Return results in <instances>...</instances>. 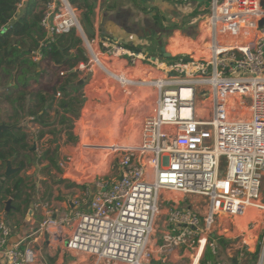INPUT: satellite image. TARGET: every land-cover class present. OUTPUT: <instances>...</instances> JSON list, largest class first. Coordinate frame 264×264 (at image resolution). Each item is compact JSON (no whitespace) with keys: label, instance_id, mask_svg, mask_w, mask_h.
Returning a JSON list of instances; mask_svg holds the SVG:
<instances>
[{"label":"built area","instance_id":"obj_1","mask_svg":"<svg viewBox=\"0 0 264 264\" xmlns=\"http://www.w3.org/2000/svg\"><path fill=\"white\" fill-rule=\"evenodd\" d=\"M27 1L19 0L18 8ZM166 1L208 10L209 58L185 54L187 58L174 65L180 67L181 78L169 75L168 68L163 77L126 76L125 85L149 92L140 103L138 143L111 148L118 177L110 180L107 172L98 176L93 169L100 160L89 150L102 145L81 142L80 136L62 164L64 178L83 187L71 200V213L57 214L47 204L44 220L32 232L73 256L93 258V264H156L152 241L161 205L166 203L169 231L161 248L183 247L187 253L183 264H230L207 256L216 255L218 244L229 238L243 241L246 230L231 235L233 220L247 217L254 208L263 211L264 222V0ZM40 25L50 41L75 29L91 60L108 73L99 56L111 64L125 61L124 69L135 66L149 74L161 60L104 38L98 28L89 36L70 0H47ZM42 57L40 48L31 51L34 61ZM138 65H147L149 71ZM55 95L62 97L59 90ZM35 147L42 155L36 141ZM144 154L147 163L140 169L137 160ZM167 191L172 194L165 195ZM196 197L204 200L203 211L192 200ZM188 201L192 204L182 205ZM10 236V226L0 219L3 263L38 264L34 247L11 246ZM255 264H264V251Z\"/></svg>","mask_w":264,"mask_h":264},{"label":"rangeland","instance_id":"obj_2","mask_svg":"<svg viewBox=\"0 0 264 264\" xmlns=\"http://www.w3.org/2000/svg\"><path fill=\"white\" fill-rule=\"evenodd\" d=\"M125 1L126 0H122V3ZM90 2L92 5L91 7L89 6L88 9L80 7L79 5L76 7L81 15L85 14L87 17L88 14L90 16L91 23H89L91 26L92 22H94V20L98 17L99 31H101V29L104 27V24L114 22L110 18L111 12L115 15H118L122 14L123 10H125L123 7H118V10H112V8H115L117 5L114 3L115 0H90ZM117 3L119 4L120 2L117 1ZM163 3V5L158 4L152 0L151 3H146L144 1L139 3L140 5L138 4V9L144 8L142 6H145L147 12L141 15L137 21H140V24L143 23L144 25L150 23L153 27L148 29L146 28L149 36H147L143 43L138 42L133 46L139 48L140 50L144 49L148 53L154 54L161 59L160 62H158L157 67H153V72L150 74L144 72L140 73L139 70L137 71L135 69V66L128 67V70H126L123 68L126 64L125 61L120 63L117 62V60H114L115 62L111 64L109 63L108 58L101 56V58H103V62H105L109 70L112 68V72L125 77L129 76V78L136 76L135 74H137V77L141 78H157L166 76L167 72L164 68H168L169 75L175 78H181L183 75L180 67L174 65L178 63V60L186 59L187 57L185 54H193L198 60L202 58H209V39L211 30L208 19V10L195 5L194 3L186 5H180L169 1H163ZM136 13L139 15L138 12ZM122 15H124V13ZM134 18L133 21H135ZM138 23L139 22H137V24ZM128 29H131V27ZM101 35L103 37L105 36L104 33ZM109 39H112L111 36ZM83 47L85 48L86 55L88 56V62H81L77 67V69L83 71V74L79 75L77 81L79 82V80H84L83 87L80 90V99L82 102L78 107V112H82L85 115H83V119H81L79 124L75 123L78 117L74 119L72 132L76 139L73 141L68 140V137L65 133H62L60 136L56 137L57 141L55 142L54 140V144L51 145L50 148V155L54 154L57 159L56 165L52 164L47 159L35 161L36 163H39V166L42 163L45 164L41 167L39 172L41 175L40 180L43 186V195L41 199L43 203L49 201L50 207L58 214L71 213V209L68 206V201L73 200V198L77 196L83 188L72 181L66 180L63 176L62 164L68 148L79 143L81 137V142H93L101 144L102 147L89 150L92 153V157L96 155L100 160L98 164L94 166L93 170L97 171L99 174L98 176H101L100 173L102 174L103 172H107L108 175L105 174V177L110 180L118 177L115 152L111 148V150H108L105 146L107 144L113 145L114 143L120 145H136L138 143L140 138V125L142 118L140 116V108L142 109L143 105L140 103L144 95L149 92V89H146L145 87H132L121 84L119 80H116L108 73H105L95 61L91 60V56L84 43ZM163 48H165V50H163ZM165 52H167L170 56H165ZM147 56L153 57L152 55ZM93 66H95L94 70L97 72L96 74L99 77L97 79L95 78V83H91L93 87H90L89 92L86 93L85 85L88 84L89 81L94 77V71L91 69ZM138 66H140L141 69L149 71V67L147 65L143 66L144 68L141 65ZM43 68L45 70V74L41 79V84L47 90H50L51 88L53 89L57 86L58 75H60V73L57 74L51 63L47 61L43 63ZM0 75V79L2 78L0 83V90H2L0 91L1 93L4 91L2 89L3 85H7L9 83V79L2 75L1 72ZM103 78H105V80H103ZM60 98L61 97H59V99ZM206 102L208 103V101ZM1 106L4 107L3 104ZM59 116L60 115H56L57 118ZM40 149L42 152L45 151L43 147ZM34 151H36V149ZM143 157H145V154L141 155V157H138L137 161L139 168L141 166H145V163H147V160H143ZM225 163L226 162L223 160V169L225 168ZM29 167L33 172L32 166ZM165 193V195L172 194L170 191ZM174 195L177 197H182V194L178 192H174ZM59 200L65 201L66 204L60 207V205L56 203V201ZM193 200H197L199 210L203 211L201 205L204 204V200L198 197L194 198ZM190 204H192V202L188 201L185 202V204L182 202V205ZM168 209L169 204L166 203L161 205V212L156 220L155 231L153 235V245L155 246H161L163 244V236L166 229L169 228L166 223ZM257 212L259 213L256 217L247 220V224L251 230L249 235H245L243 237V240L247 242L248 245H246V248L244 247L245 249L241 251L243 252V257L240 256V254L238 255V257H242L243 259H249V262L252 260V258L251 255H246V252L250 251L249 248L251 246H253L255 250L260 248V254L264 251V222L262 221L263 211ZM217 254L218 252L215 256L218 257ZM46 255L48 257L47 259L49 264H53L55 257H51L48 254ZM64 255L66 256V264L95 263V260L88 256H73L68 252H65ZM219 255L222 256V258L227 259V257L224 255V252L222 251L219 252ZM218 259L221 258L218 257ZM117 264L125 263L119 262Z\"/></svg>","mask_w":264,"mask_h":264},{"label":"trees","instance_id":"obj_3","mask_svg":"<svg viewBox=\"0 0 264 264\" xmlns=\"http://www.w3.org/2000/svg\"><path fill=\"white\" fill-rule=\"evenodd\" d=\"M46 1L28 0L18 8L19 0H0V29L5 27V30L0 32V72L15 82L11 87L3 85L5 90L0 93V124L10 126L0 130V194L3 195L1 201L9 197L12 200L20 199V204L25 205L24 210H21L23 214L32 202L31 194L25 192L29 176H19L18 173L6 176L7 160L13 159V164L19 167V172L33 166L36 160L47 159L52 164H57L55 155H50V149L38 157L37 152L31 150L24 119L27 116L35 117L41 125L38 139L48 136L44 144L49 146L53 145L54 139L62 133H65L70 141L76 139L72 129L74 119L79 115L78 107L82 102L80 90L83 87V84H78L77 81V67L81 62H88L82 38L75 29L56 35L53 41L46 38L40 25ZM70 1L73 5L85 9L92 5L90 0ZM87 19L90 22L88 14ZM125 46L134 52H141L139 48ZM38 48L43 57L40 61H34L31 51ZM46 61L54 64L57 74L64 71V75H58L56 86L62 93L60 99L52 89L47 90L41 84L45 74L43 63ZM2 104H7L8 107L4 108ZM56 115L60 116L57 118ZM8 184L11 186L2 190ZM259 251L260 248H257L252 254V260L257 259Z\"/></svg>","mask_w":264,"mask_h":264},{"label":"crops","instance_id":"obj_4","mask_svg":"<svg viewBox=\"0 0 264 264\" xmlns=\"http://www.w3.org/2000/svg\"><path fill=\"white\" fill-rule=\"evenodd\" d=\"M117 1L120 3L118 4ZM144 1L146 3L152 2V0H126L124 3H122V0H115L114 3H115V5L116 4L117 5L115 6V8H112V10H115V9L118 10L117 9L118 7L119 8L123 7L125 9V10H123L124 15H122L123 13L118 14V15H115L112 12L110 13V18L114 22L104 24V27L101 29L102 33H104V35H105L104 37L109 39L111 36L112 39H109V40H112L115 42L117 41V42H120L124 45H129V46H133V45H135V43H138V42L143 43L144 40L147 38V36H149V34L147 33V29L153 27V26H151L150 23L144 25L143 23L140 24V21H137V20H139V17L141 15H143L147 12L145 6H142L144 8L138 9V7L140 5L139 3L144 2ZM163 1H166V0H154L155 3L162 4V5L164 4ZM142 4H144V3H142ZM136 12H138L139 15ZM133 18L135 21H133ZM137 22H139V23L137 24ZM98 24H99V20L97 17L94 20V22H92L93 29L94 28L99 29ZM129 27H131V29H128ZM101 31H99L100 35L102 34ZM161 50H162V48H161ZM141 53L144 55H152L155 58H159L154 54L148 53L144 49L141 50ZM47 62L51 63V65L54 67V64L52 62H50V61H47ZM91 69L94 71V77L89 81L88 84L85 85V92L86 93L89 92L90 87H93V85H91V83H93V82L95 83V78L97 79L99 77L96 74L97 72L94 70L95 66H93ZM126 70H128V69H126ZM104 72L108 73L106 71H104ZM82 74H83V71H82ZM82 74H79V75H82ZM1 80L2 79H0V83H1ZM103 80H105V78H103ZM14 83H15L14 80L11 79V80H9V83L6 86L11 87L14 85ZM2 89L5 90L4 86ZM0 91H2V90H0ZM52 91L54 93L53 89H52ZM3 105H4V108L8 107L7 104H3ZM0 114L2 115V112ZM79 114L80 115H79L78 120L80 122L81 119H83V115H85V114H83L82 112H80ZM2 124H5V123H2ZM24 124L27 128V131L29 134V143L31 144L32 148H33V146H35V141H36V144H38V146L40 148L43 147L45 150L51 148V145L49 146L47 144H44V142H45L46 138H48V136H46L45 139H41V140L38 139V134H39L38 131L41 130V125L36 120L30 121L28 116H27L26 119H24ZM5 125H7V124H5ZM54 140H57V139L55 138ZM32 148H31V150H32ZM35 149H36V147H35ZM32 151L34 152V150H32ZM32 156L34 157V154H32ZM37 157H38V155H37ZM12 160L13 159H9V160H7V162L10 161L12 164V167L14 169H18L16 172H14L12 174L18 173L19 176H29L28 186H27V188H25V192L27 194H31L32 202H31L29 208L27 209V211L25 212V214H23L21 212V210H24L25 205L20 204L21 203L20 199L12 200V198L9 197V199H4L1 201V199L3 198V195L0 194V219H5L8 223V225L10 226V229H11V236L9 238V245L12 246L15 244H20L21 246H27V245L33 246L35 249V252L37 254V259L39 261L38 264H49V261L47 259L48 257L46 254H48L51 257L52 256L55 257L53 264H66V262H65L66 256L64 255V253L66 251L62 247H59V248L52 247V246L47 244L46 240L39 233L32 234V232L35 231L36 228H38L40 226V224L42 223V221L45 218V215H44L45 205H47V204L50 205L49 201L43 203V201L41 199V197L43 195L42 194L43 193L42 192L43 186H42V183L40 180L41 175L39 174V172L41 170V167L45 164L42 163L39 166L38 162L37 163L34 162V164L32 166L33 172H32L30 167H27L28 169L26 168V169L19 172V167H17L15 164H13ZM5 172H6V170H5ZM12 174H10V175H12ZM5 175H6V173H5ZM10 175H8V176H10ZM9 183H12V182H9ZM10 186H11L10 184L5 185L2 188V190L4 188H8ZM24 196H26V195H24ZM193 199L194 198H192V200ZM8 201L11 202L9 207L7 205ZM193 201H195V200H193ZM56 203L58 205H60V207H62L63 205L66 204L65 201H61V200L56 201ZM68 206L72 210L71 200L68 201ZM18 207H20L21 209L17 210ZM257 211H259V210L254 209V208L250 209L247 217L234 219L233 221L235 222L236 225L233 226V229H232L233 232L231 235H234V232H236L237 230H239V231H245L246 230L245 235H249L251 229L247 224V222H248L247 220L250 218L256 217L259 213ZM9 212H11L10 215L8 214ZM167 231H169V228L166 229L165 232H167ZM233 239L229 238L226 240V243L224 242V243L218 244V247H217L218 257L221 259L227 260L230 264H246V261H247V264H255L259 258L260 251H259L257 259L251 260L249 262V259L247 260L246 258L245 259L242 258L243 252H241L243 249L246 248L245 246L248 245L247 242H245L244 240H243L244 241L243 242L242 240H233ZM152 243H153V241H152ZM229 245L231 247H229ZM161 246L153 245V247H154L153 258H154V261L156 264H183V257H187V253L184 251L183 247H181V248L176 247L174 250H170V251L167 250L166 251L165 249L161 248ZM249 250H250L249 252H246V255H248V256L251 255V258H252V254L255 253L257 249L255 250L254 247L251 246L249 248ZM220 251L224 252V255L227 257V259L222 258V256L219 255ZM235 253L237 254V256ZM234 254H235V256H234ZM239 254L242 257H238ZM213 256L215 257V259H218V257L215 255H212L211 252L208 254L207 257H213ZM0 264H4L3 259L1 257H0Z\"/></svg>","mask_w":264,"mask_h":264},{"label":"water","instance_id":"obj_5","mask_svg":"<svg viewBox=\"0 0 264 264\" xmlns=\"http://www.w3.org/2000/svg\"><path fill=\"white\" fill-rule=\"evenodd\" d=\"M81 21H82V24H83V26H84V28H85L87 34H88L89 36H91V37L94 36V35H95V30H94L93 27L90 25V23H89V21H88V19H87V17H86L85 14H82V15H81ZM163 50H165V48H163ZM164 54H165V56H170L167 52H165ZM77 72H78L79 74H82V70L77 69ZM83 83H84V80H79V82H78V84H83ZM53 90H54V94H55L56 91H57V87H54ZM6 128H9V126H7V125H5V124H0V130H1V129H6ZM55 141H57V140H55ZM32 150H35V146H33ZM17 170H18V169H14V168L12 167V164H11L10 161L7 162V168H6V172H5L7 176L10 175V174H12V173H14V172H16ZM10 204H11V202L8 201V202H7L8 207L10 206Z\"/></svg>","mask_w":264,"mask_h":264},{"label":"bare ground","instance_id":"obj_6","mask_svg":"<svg viewBox=\"0 0 264 264\" xmlns=\"http://www.w3.org/2000/svg\"><path fill=\"white\" fill-rule=\"evenodd\" d=\"M99 56V55H98ZM98 62H100L101 64L102 63H104L105 64V62H103L102 60H101V57L99 56V61ZM107 69H109L108 67H107ZM111 69L112 68H110V72H109V74L114 78V79H116V80H119V82H121V84H125V83H128V78H126L125 76H123V75H119V74H117V73H115V72H112L111 71ZM138 122V121H137ZM116 146H126V145H120V144H115V145H112V144H107L106 145V147H107V149L108 150H111L110 148H115Z\"/></svg>","mask_w":264,"mask_h":264}]
</instances>
